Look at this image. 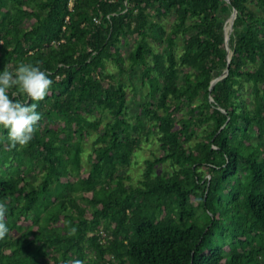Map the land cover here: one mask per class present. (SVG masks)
<instances>
[{
  "label": "trees",
  "instance_id": "16d2710c",
  "mask_svg": "<svg viewBox=\"0 0 264 264\" xmlns=\"http://www.w3.org/2000/svg\"><path fill=\"white\" fill-rule=\"evenodd\" d=\"M18 62L53 84L0 131V264H264V0H0Z\"/></svg>",
  "mask_w": 264,
  "mask_h": 264
},
{
  "label": "clouds",
  "instance_id": "9594fccd",
  "mask_svg": "<svg viewBox=\"0 0 264 264\" xmlns=\"http://www.w3.org/2000/svg\"><path fill=\"white\" fill-rule=\"evenodd\" d=\"M52 84L47 70L36 64L18 62L11 70L0 69V131L10 146L23 147L33 139L41 119L38 102ZM7 212L6 202L0 201V237L9 232Z\"/></svg>",
  "mask_w": 264,
  "mask_h": 264
},
{
  "label": "rangeland",
  "instance_id": "374dc122",
  "mask_svg": "<svg viewBox=\"0 0 264 264\" xmlns=\"http://www.w3.org/2000/svg\"><path fill=\"white\" fill-rule=\"evenodd\" d=\"M226 24H228V22ZM123 48H124L126 53L130 49V47L126 43H124ZM112 68H113L114 71H117V67L116 66H112ZM136 83H137V85L141 86V80L140 79L137 78L136 79ZM141 93H143L141 91V89H138V92L136 91V93L135 92H133V93L131 92L130 93L129 101H130V104H131V113H132V115L136 114V112L139 109V104L144 100L143 97L141 96ZM146 154L149 155V153H146Z\"/></svg>",
  "mask_w": 264,
  "mask_h": 264
},
{
  "label": "water",
  "instance_id": "95a60500",
  "mask_svg": "<svg viewBox=\"0 0 264 264\" xmlns=\"http://www.w3.org/2000/svg\"><path fill=\"white\" fill-rule=\"evenodd\" d=\"M237 13H238V11L236 9H234L231 17L229 18V20H231L230 27L228 28L227 24L225 25V36H226L227 48H228V51H229V62L231 61L232 53H233V51L231 50V47H230V38H231V34H232L233 30H234V23H235V19L237 17ZM229 20L227 22H229ZM228 73H229V69H227L222 76L215 78L213 80V82H212L211 89L214 87V85L216 84V82L218 80H220L221 78H223L226 75H228Z\"/></svg>",
  "mask_w": 264,
  "mask_h": 264
},
{
  "label": "built area",
  "instance_id": "2783aa9c",
  "mask_svg": "<svg viewBox=\"0 0 264 264\" xmlns=\"http://www.w3.org/2000/svg\"><path fill=\"white\" fill-rule=\"evenodd\" d=\"M102 236L104 237V238H102V242H103V241H105V239L107 237V233L106 232H102Z\"/></svg>",
  "mask_w": 264,
  "mask_h": 264
},
{
  "label": "bare ground",
  "instance_id": "6f19581e",
  "mask_svg": "<svg viewBox=\"0 0 264 264\" xmlns=\"http://www.w3.org/2000/svg\"><path fill=\"white\" fill-rule=\"evenodd\" d=\"M230 24H231V20H229L228 24H227V27L229 28L230 27Z\"/></svg>",
  "mask_w": 264,
  "mask_h": 264
}]
</instances>
